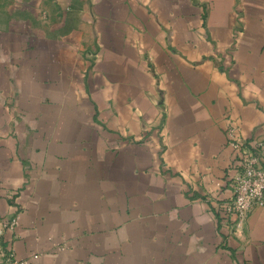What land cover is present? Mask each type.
Here are the masks:
<instances>
[{
  "label": "crops",
  "instance_id": "0c3cea01",
  "mask_svg": "<svg viewBox=\"0 0 264 264\" xmlns=\"http://www.w3.org/2000/svg\"><path fill=\"white\" fill-rule=\"evenodd\" d=\"M22 9L0 27V220L20 217L17 257L264 264V206L221 213L230 125L264 140V0Z\"/></svg>",
  "mask_w": 264,
  "mask_h": 264
},
{
  "label": "built area",
  "instance_id": "2783aa9c",
  "mask_svg": "<svg viewBox=\"0 0 264 264\" xmlns=\"http://www.w3.org/2000/svg\"><path fill=\"white\" fill-rule=\"evenodd\" d=\"M228 145L239 152V167L234 177L231 198L224 204L221 213L224 219L238 217L241 224L257 206H264V140L254 138L244 141L238 128L230 125ZM20 217L13 215L0 220V264H28L27 259L17 257L15 249L8 244L7 235L14 233L19 226Z\"/></svg>",
  "mask_w": 264,
  "mask_h": 264
},
{
  "label": "rangeland",
  "instance_id": "374dc122",
  "mask_svg": "<svg viewBox=\"0 0 264 264\" xmlns=\"http://www.w3.org/2000/svg\"><path fill=\"white\" fill-rule=\"evenodd\" d=\"M24 11L25 9H22V0H0V27L6 26L11 18L27 20L28 15L23 16L21 14ZM29 17L33 18L32 14Z\"/></svg>",
  "mask_w": 264,
  "mask_h": 264
}]
</instances>
